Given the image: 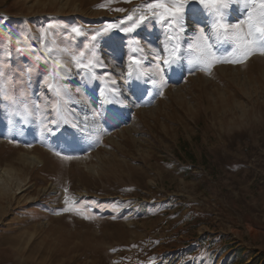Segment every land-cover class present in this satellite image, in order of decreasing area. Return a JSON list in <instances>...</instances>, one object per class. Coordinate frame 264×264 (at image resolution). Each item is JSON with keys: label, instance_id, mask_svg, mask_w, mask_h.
<instances>
[{"label": "rangeland", "instance_id": "rangeland-1", "mask_svg": "<svg viewBox=\"0 0 264 264\" xmlns=\"http://www.w3.org/2000/svg\"><path fill=\"white\" fill-rule=\"evenodd\" d=\"M151 2L0 0V264H264V45Z\"/></svg>", "mask_w": 264, "mask_h": 264}, {"label": "snow or ice", "instance_id": "snow-or-ice-1", "mask_svg": "<svg viewBox=\"0 0 264 264\" xmlns=\"http://www.w3.org/2000/svg\"><path fill=\"white\" fill-rule=\"evenodd\" d=\"M191 2L192 0H171V3H168L167 0H152L151 3L147 4V8L150 10H159L153 11L152 17L157 18L159 21L167 24L172 19H182L185 6L190 4ZM195 2L199 6H218L216 9L218 19H216L215 22L211 23L210 27L214 30H227L229 28L235 30L232 39L236 44L237 50L241 52L242 56L248 57L250 55L252 46L257 43L254 37L258 36L259 42L264 45V0H243L245 6L249 3L253 5L258 3L260 11L257 13L255 8H248L246 15L238 22L231 25L222 22L226 19V17L224 16L223 12H221V7L224 9L228 8V2H226V0H195ZM116 11H123V9L117 8ZM147 18L148 17L141 15L138 22H143ZM127 19L132 20V17L129 16L127 17ZM243 26H246V30ZM107 27L110 29L112 27H115V25L110 24ZM189 28L190 25H185L182 28V31L186 33L189 31ZM124 30L127 31L128 29ZM72 31L78 32L79 29L73 28ZM198 32L199 35L196 38L197 43H189L188 48L193 49L198 53V56L196 57V61L198 63L210 68L212 67L211 60L215 58V53L212 50L213 46L211 43L208 42V37L205 35V27H199ZM201 39L204 40L203 44L199 42ZM177 48H179V45H177ZM260 50L264 52V47H262ZM129 60L139 64V61L136 59L135 56H130ZM91 63L92 62L89 61L88 64H84L82 65V67L89 68ZM163 63L168 64L169 61L164 60ZM53 123H55V121H53ZM57 155H61V153H57Z\"/></svg>", "mask_w": 264, "mask_h": 264}, {"label": "bare ground", "instance_id": "bare-ground-1", "mask_svg": "<svg viewBox=\"0 0 264 264\" xmlns=\"http://www.w3.org/2000/svg\"><path fill=\"white\" fill-rule=\"evenodd\" d=\"M185 24H186V21H184V25H183V26H185ZM172 56H173V55H172ZM172 56H171V57L169 58V60H168V61L171 62V63L174 61V57H172ZM176 65H177L178 70L181 71V70H180V67H179V63H178L177 61H176ZM91 128H92V127H91ZM31 160H32L33 162H38V161H39V159H38L35 155H31Z\"/></svg>", "mask_w": 264, "mask_h": 264}, {"label": "trees", "instance_id": "trees-1", "mask_svg": "<svg viewBox=\"0 0 264 264\" xmlns=\"http://www.w3.org/2000/svg\"><path fill=\"white\" fill-rule=\"evenodd\" d=\"M255 261H256V263L254 261H252V262H250V264H253V263L257 264L258 259L256 258ZM241 263H244V261H242Z\"/></svg>", "mask_w": 264, "mask_h": 264}]
</instances>
